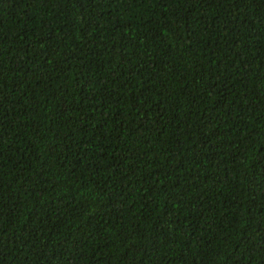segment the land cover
<instances>
[{
  "label": "trees",
  "instance_id": "1",
  "mask_svg": "<svg viewBox=\"0 0 264 264\" xmlns=\"http://www.w3.org/2000/svg\"><path fill=\"white\" fill-rule=\"evenodd\" d=\"M0 264H264V0H0Z\"/></svg>",
  "mask_w": 264,
  "mask_h": 264
}]
</instances>
